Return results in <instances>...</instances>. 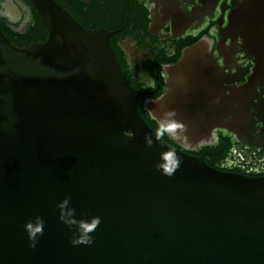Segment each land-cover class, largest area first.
Segmentation results:
<instances>
[{
    "label": "water",
    "instance_id": "obj_1",
    "mask_svg": "<svg viewBox=\"0 0 264 264\" xmlns=\"http://www.w3.org/2000/svg\"><path fill=\"white\" fill-rule=\"evenodd\" d=\"M30 2L44 42L19 47L0 29V264H264V176L221 171L164 141L110 33L55 0ZM198 48L147 106L185 146L203 124L193 92L206 89L210 62Z\"/></svg>",
    "mask_w": 264,
    "mask_h": 264
},
{
    "label": "flooded vegetation",
    "instance_id": "obj_2",
    "mask_svg": "<svg viewBox=\"0 0 264 264\" xmlns=\"http://www.w3.org/2000/svg\"><path fill=\"white\" fill-rule=\"evenodd\" d=\"M55 1L86 29L110 33L126 81L145 92L139 107L149 116L148 104L167 90L168 70L199 47L210 62L206 89L193 92L203 124L188 146L175 147L221 171L264 176V0ZM34 8L30 0H0L1 26L26 36Z\"/></svg>",
    "mask_w": 264,
    "mask_h": 264
},
{
    "label": "trees",
    "instance_id": "obj_3",
    "mask_svg": "<svg viewBox=\"0 0 264 264\" xmlns=\"http://www.w3.org/2000/svg\"><path fill=\"white\" fill-rule=\"evenodd\" d=\"M57 2V1H56ZM58 3V2H57ZM59 4V3H58ZM34 13H35V18L34 21L32 23L31 29L29 34H26V36H17L14 37L9 33L8 29L4 28L1 26L0 23V28L1 30L6 34L9 35L12 39V42L19 46V47H23V46H29L32 42L36 41L38 43L44 42L47 38V30L46 27L44 26V24L42 23V20L40 18V16L37 14L36 9L34 8ZM141 114L144 117L145 121L149 124V126L166 142H168L169 144L176 146L175 143L169 139V137L167 136L166 132L164 131V129L162 128V126H160L154 119H152L147 113H145L144 111L141 110Z\"/></svg>",
    "mask_w": 264,
    "mask_h": 264
},
{
    "label": "clouds",
    "instance_id": "obj_4",
    "mask_svg": "<svg viewBox=\"0 0 264 264\" xmlns=\"http://www.w3.org/2000/svg\"><path fill=\"white\" fill-rule=\"evenodd\" d=\"M175 116V113L173 111H169L167 113H165V118H171V117H174ZM172 121L171 120H168V123H171ZM165 130L167 131V128H165ZM129 136H131V132L127 133ZM149 143H151L149 141ZM179 166V164H177V167ZM172 173H168V175H171ZM97 225L99 224V220L97 219L96 221ZM30 239L33 241V244L32 246L34 247L35 246V235L31 234L30 233ZM73 243H84V244H92L93 243V240L91 238H88V239H85V240H77V241H73Z\"/></svg>",
    "mask_w": 264,
    "mask_h": 264
}]
</instances>
